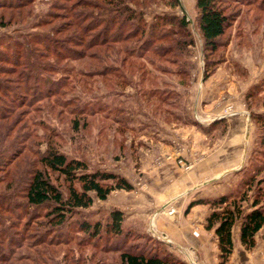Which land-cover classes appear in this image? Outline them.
<instances>
[{
    "label": "rangeland",
    "instance_id": "rangeland-1",
    "mask_svg": "<svg viewBox=\"0 0 264 264\" xmlns=\"http://www.w3.org/2000/svg\"><path fill=\"white\" fill-rule=\"evenodd\" d=\"M12 1L25 7L18 18L16 10L2 6L5 2L0 0V44L58 29L54 38L59 40V49L51 46L49 50L46 43L33 46H38L35 60L58 69L57 75L39 80L61 81L62 86L47 94L50 89L41 84L34 96L29 92L27 97L22 94L20 101L0 102V264H120L119 253L129 246L167 255L181 264H220L216 236L213 230H205L206 218L213 211L210 203L229 196L241 206L243 215L251 211L255 196L264 206V121H260L264 118V0H221L232 26L216 52L206 58L196 0H179V6H173L174 0L115 1V8L107 9L116 11L114 19L103 20H89L96 13L92 9L95 4L86 1L80 8L77 0ZM124 6L137 20H122ZM65 8H73L69 19ZM165 16L187 23L189 36L175 21L162 27L168 38L161 44L173 45L170 48L178 58L175 67L163 62L162 68L177 70L179 76L163 74L162 85L151 80L138 86L139 66L155 74L148 61L163 59L142 49L139 52V46L148 40L146 28L133 39L135 34L130 32ZM111 19L108 38L128 40L106 44L108 50L94 49L96 53L108 52L105 63L111 68L107 76L100 77L105 63L96 64L92 71V60L78 62V51L93 54L87 45L94 37L102 41L105 36L100 24ZM43 22L48 25L40 28ZM189 38L191 45L184 43ZM134 48V55L129 56L127 50ZM21 70L22 66L18 72ZM123 72L127 77L124 81L120 79ZM10 75L0 73L5 80L16 78ZM154 88L161 90L157 97L162 101L149 98ZM48 150L57 151L68 161L85 163L88 172L116 174L132 190H115L104 201L90 193L93 203L89 208L75 209L61 226H55L50 205H28L25 198L27 184L38 171L46 173L64 199L68 197L69 183L40 162ZM205 159L217 164L237 159V164L235 170L218 174L217 180L187 179L185 190L173 188L182 176L196 173L194 169ZM73 187L80 190L77 182ZM180 202L184 206L178 213ZM192 202L201 204L189 208ZM116 211L122 213L125 238L92 240L79 228L83 221L100 223L104 228ZM240 225L241 220L233 229L239 231ZM255 240V247L246 249L238 236L237 246L249 260L237 255L233 243L225 264H264V229Z\"/></svg>",
    "mask_w": 264,
    "mask_h": 264
},
{
    "label": "trees",
    "instance_id": "trees-1",
    "mask_svg": "<svg viewBox=\"0 0 264 264\" xmlns=\"http://www.w3.org/2000/svg\"><path fill=\"white\" fill-rule=\"evenodd\" d=\"M63 1L71 2V0ZM82 1L90 2V4H95L92 9H94L93 11H96V13L93 14L94 16H92L89 20H91L93 17L94 19L100 18L102 20L107 17H112V19H114L116 11L112 12L111 10L107 9L111 8L112 6L114 7V5H112L113 2H121V0H77L76 6H78V8L83 6ZM174 1L175 4L173 6H179V0ZM4 2L5 3L2 6L6 5L5 7H8L10 11L16 10V16L18 18L22 16V11H20V9H23L25 7L21 6L23 5L21 4L22 2H13L12 0H10V2H8V0H4ZM250 2H253V0H251ZM11 5H15V7ZM86 6L91 5L87 4ZM195 7L198 11V28L203 41V54L206 58L207 55L216 52L217 48L220 45L221 38L232 26V19L230 16L225 14V11L222 8L223 4L221 0H196ZM102 8H104L105 10H103ZM130 10L131 9L128 6H124L121 15L124 22H132L137 20V17L133 15V12ZM72 11L73 8H71V10L65 8V12L68 15V17H66L68 19L71 18ZM119 13H121V11ZM112 19L100 24V28H102L103 26L104 30L102 32V35L105 36L102 41L98 42L99 38L94 37L93 42L87 45L88 50H93V54H89L86 51H78V62L85 59L92 60V62H90L92 64H89L91 68L90 70L92 71L93 68H96V64L109 61L108 52L100 53V51L97 50L96 53L94 49H96L97 47H103V50H108V48H106V44L117 42L111 41V39L108 38L109 29L112 24L111 22H113ZM173 21L178 24V27L180 28V30L184 31L186 36H189V32L186 29L187 23L184 19L178 20L176 19V17L172 18L166 16L159 17L156 22L143 27L141 30L130 32V34H135L131 38L133 39L136 37H140L142 31L145 32L144 28H146L147 32H145L144 34L145 36H148V40L142 43L141 46H139V52H141L142 49L145 53L152 52L160 60L163 59L161 61H148V66L151 69H155L152 70L155 74L146 71L142 65L139 66L137 82L138 86H142L146 81L150 82L151 80L155 81V83L160 84V82H163V74L168 75L166 77L179 76L177 74V70L162 68L163 62L174 67L178 65V58L176 57V55L174 56V52L172 50L173 48H170L173 45L163 46L161 44L162 41L168 38V34L162 33L164 32L162 30V27H164L165 25H172ZM0 24H3V22L0 21ZM45 25H48V23H41L40 28H44L43 26ZM134 28L136 29V27ZM178 32L176 33L178 34ZM56 34H59L58 29L55 30L54 28H50L43 31V33L35 34L34 37L36 38V41L34 37H22L18 41L12 40V42L8 44H0V73H12L10 77L16 75V78L13 80H5L4 78L0 77V102L13 103V101L16 100L20 101L22 99L21 95L23 94L25 95V97H27L29 96V92H32V96H34L35 93L42 88L41 84L50 89L49 92H46L47 94L53 92L54 89L61 88V81L45 82L39 80V77L46 78L48 76H51V74L57 75L58 69L51 68L50 65H42L37 60H35L34 57V50L38 46L33 45L36 44L42 45L46 43L48 46H50L49 50H51V46L52 49H59L57 47V45H59V40L54 38V36H57ZM126 38L127 37L122 40H118V42H126V40H128ZM184 43L191 45L193 41L191 40V38H189V42L185 41ZM143 44H146L147 47L142 46ZM134 45H136V43H134ZM135 49L136 48L127 50L129 52L128 55H134ZM124 52L126 51L124 50ZM173 56L175 58H173ZM141 58L143 57H138L139 60H141ZM171 61L172 63H170ZM93 62H95V64H93ZM104 65L105 68L98 73V76L100 77L107 76L109 68H111L107 65V63H105ZM21 66L22 70L20 73L18 72V68H20ZM110 72H116V70H112ZM207 76L208 73L205 72L204 79H206ZM124 77L127 78L125 72H123V75L121 74L120 79L124 81ZM147 77L152 79H146ZM159 84L155 85V87H158ZM161 94L162 92L159 88H154V90L149 91V98H151L152 100L154 99L155 101H162L163 99L161 97H157L158 95L161 96ZM1 107L2 106L0 105V112L3 111ZM218 121L223 122L221 120ZM260 121L263 122L264 118L260 119ZM40 162L46 170L58 173L60 176H63L70 185L68 197L64 199L62 193L50 182L46 173L43 171L33 173L31 180L27 184L25 191L27 204L37 207L50 205L51 215L53 216L52 221L55 226H61L64 223L65 218L68 215H71L75 209L81 210L89 208L93 203V199L89 195L90 193H94L99 200L104 201L115 190H132V186L124 178L108 172H88V168L86 167L85 163L79 160L68 161L64 155L59 154L55 150H48L42 156ZM75 182L80 185L79 191L74 189L73 187V183ZM262 182H264V178ZM228 198L229 196H222L210 203L213 211L206 218L205 225V230H213L216 236L217 247L219 250L218 258L220 260V264H225L232 255V230L237 221L241 220L239 229V241L241 245L246 249H252L255 247L256 235L262 229H264V206L257 196H255V198L251 202V211L244 215L241 210V206L238 205L236 200H229ZM199 204L201 203L192 202L189 205V208H192L193 206ZM122 217V213L116 211L110 214V222L106 224L104 228L100 225V223L90 224L87 221H83L79 225V228L81 231L85 232L87 236L92 240L97 239V241H101L102 237L104 238L108 236H113L114 239H120L122 236L123 238H125L127 235L124 236L121 228L123 222ZM146 251L147 252H145L144 250L132 249L129 246L128 249L123 250L119 253V262L120 264H181L175 262L170 257L168 258L167 255L166 257H161L158 253H151L148 252V250Z\"/></svg>",
    "mask_w": 264,
    "mask_h": 264
},
{
    "label": "crops",
    "instance_id": "crops-1",
    "mask_svg": "<svg viewBox=\"0 0 264 264\" xmlns=\"http://www.w3.org/2000/svg\"><path fill=\"white\" fill-rule=\"evenodd\" d=\"M226 150H228L227 147L224 148L223 150H221V155H223ZM235 164H237V159H235V160H225L224 159V162L221 161V164L215 163V160L212 162V161H210V159L209 160L205 159L202 165H199L197 168L194 169V170H197L196 173L195 172H192V173L189 172L187 174V177L182 176L183 180H181L179 182V185L177 184L173 188H176L178 186V189H184L185 190L188 186V180L187 179L193 181L194 179H202V178L208 177V178H211L213 180H217L216 176L218 174L222 175V174H225V172H227V171L229 172V171L235 170V168H234ZM161 172H163L162 169H161ZM165 173H164V175H165ZM223 179H225V178H223ZM180 196H181V194L178 197H180ZM172 201H174V200H172ZM166 205H169V204H166ZM166 205H164V206H166ZM182 206H184L183 202H180V204H177L178 213H180L182 211V209H183V208H181ZM162 211H163V209H162ZM163 213L166 214V211H163ZM153 221H154V218H153ZM186 225L187 226L189 225V221H187ZM154 227H155V225H154ZM195 235L197 236V234H195ZM235 235H237V238L236 237L234 238ZM201 236H203L202 233H201ZM238 236H239V231H238V229L234 228L232 231V240L234 243V248L236 250V253L238 252L237 255L239 257L241 256V258H243V260H245V259L249 260L247 254L245 252H243L242 250H240L237 246Z\"/></svg>",
    "mask_w": 264,
    "mask_h": 264
},
{
    "label": "built area",
    "instance_id": "built-area-1",
    "mask_svg": "<svg viewBox=\"0 0 264 264\" xmlns=\"http://www.w3.org/2000/svg\"><path fill=\"white\" fill-rule=\"evenodd\" d=\"M179 162H180V164H181L182 166L187 167L186 164H183L181 161H179Z\"/></svg>",
    "mask_w": 264,
    "mask_h": 264
}]
</instances>
